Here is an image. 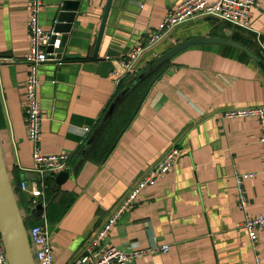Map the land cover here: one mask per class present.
Wrapping results in <instances>:
<instances>
[{"label":"crops","instance_id":"obj_1","mask_svg":"<svg viewBox=\"0 0 264 264\" xmlns=\"http://www.w3.org/2000/svg\"><path fill=\"white\" fill-rule=\"evenodd\" d=\"M58 1L44 0L40 23L48 32L56 24ZM85 1L89 3L80 10L86 15L76 19L62 60L40 69L42 153L74 157L67 170L69 180L58 188L54 177L57 194L49 202L47 198L45 219L56 264H74L84 255L119 201L171 146L181 150V158L143 192L102 247L145 253L128 264H264V230L253 247L243 227L245 213L238 207L236 184L237 174L255 175L243 186L247 214L252 219L264 215L260 124L256 119L222 116L232 109L264 106V71L232 47L192 46L160 69L127 130L119 137L110 126L111 136L101 134L85 154L117 94L112 73L120 69L118 61L155 34L166 16L186 0H113L97 56L109 0ZM29 16L30 0H0V149L16 187L35 182L27 179L33 168L25 114ZM252 28L255 33L210 17L191 20L147 50L133 77L193 39H229L257 57L264 55V2L252 11ZM111 145L114 149L100 165ZM80 153L87 160L79 169L75 164ZM18 195L19 206L20 196L27 199L25 209L28 196ZM43 218L31 215V224L42 225ZM164 246L169 247L167 253L155 251Z\"/></svg>","mask_w":264,"mask_h":264},{"label":"built area","instance_id":"obj_2","mask_svg":"<svg viewBox=\"0 0 264 264\" xmlns=\"http://www.w3.org/2000/svg\"><path fill=\"white\" fill-rule=\"evenodd\" d=\"M264 0H186L175 10L169 13L164 19L161 27L155 34L147 37L144 43L134 46L130 53L118 61L119 70H114L112 76L116 79L117 85L127 77L135 76L137 66L144 53L158 45L167 35L172 33L180 25L196 18L210 17L223 23H227L241 31L255 33L252 28V11L259 9ZM44 8V0H30L29 16V43L30 50L26 56V63L29 66V75L25 84L26 98V127L28 140L33 145V168L30 173L37 175L40 181L21 182L15 192L25 193L28 196V209L30 213L23 212L24 216H31L39 205L47 207L48 184L46 179L56 177L68 170L73 158L70 154L46 156L42 153L40 146L43 124V108L40 99L42 81L40 69L48 62H60L52 58L48 53L51 46L53 31H46L40 23V15ZM60 41L54 45L58 48ZM110 59V58H107ZM224 119H256L261 128L260 144L264 148V106L239 108L225 111ZM89 132V130H87ZM181 150L177 146H171L157 162L131 190L119 201L112 214L97 231L84 255L74 264H128L133 258L139 257L144 252L124 253L109 248L104 249L103 242L109 236L121 217L138 205L143 192L154 187L167 173H169L176 162L181 158ZM254 174H237L236 184L238 187V207L245 213L244 229L247 232L251 245L254 247L259 240L258 232L264 230V215L250 218L247 214L248 200L244 194V183L252 179ZM17 194V193H16ZM18 198V197H17ZM45 212L41 213L42 225H36L29 230V238L35 249V257L38 264H56L54 251L51 245V234L46 223ZM35 217V216H34ZM156 252L167 253L168 246L156 249ZM259 263V261H258ZM0 264H9L6 251L0 236Z\"/></svg>","mask_w":264,"mask_h":264},{"label":"water","instance_id":"obj_3","mask_svg":"<svg viewBox=\"0 0 264 264\" xmlns=\"http://www.w3.org/2000/svg\"><path fill=\"white\" fill-rule=\"evenodd\" d=\"M112 1L109 0L106 12L103 18V23L100 29L99 37L96 44L95 56L101 46L102 38L105 33V28L109 20ZM84 0H59L54 7V13L56 14V24L53 28V35L51 37V46L48 48V53L52 58L61 61L65 47L67 45V37L73 32L74 24L78 17L86 15L84 11H81V6H85L89 1ZM75 31V30H74ZM62 38V39H61ZM57 41H60V46L55 48L54 45ZM201 44H217L222 46L232 47L239 51L244 52L248 57L255 61L259 67L264 71V63L255 54L248 50L243 45L236 43L229 39L218 38H204L193 39L181 43L176 46L160 58L156 59L149 65L140 75H138L130 84L129 88L123 91L116 100L110 105L103 119L101 120L98 128L95 131L93 138L87 143V147H91L93 142L99 138L107 124L114 115L117 107L120 105L126 94L131 88L137 86L142 82L149 73L157 71L173 60L178 54L187 50L188 48L201 45ZM70 178L68 171L60 173L56 178L57 187L60 188ZM27 179L29 181H40V178L35 174H28ZM45 208L41 205L35 208L32 216L40 217L41 213L45 212ZM28 216H24L22 210L19 207L17 194L12 184L11 177L6 169L5 162L0 149V236L3 242L6 256L9 264H38V260L35 257V249L31 244L29 238V230L25 224V220Z\"/></svg>","mask_w":264,"mask_h":264},{"label":"trees","instance_id":"obj_4","mask_svg":"<svg viewBox=\"0 0 264 264\" xmlns=\"http://www.w3.org/2000/svg\"><path fill=\"white\" fill-rule=\"evenodd\" d=\"M258 58L260 60H262L263 63H264V55L258 54ZM161 71L162 70L159 69L157 71H153V72L149 73L148 76L142 82H140L134 88L130 89V91L126 94V96L124 97V99L122 100L120 105L117 107V110L115 111V113L112 116L111 120L107 124L106 128L102 132V135H103L104 138H107V137L111 136V133H110L111 130L109 129L110 126L114 130H116L115 134H118L119 137L127 130V128L132 124L134 118L138 114V112H139V110H140V108L142 106L143 101L146 99V97L148 96L149 92L151 91V88H152L151 86L155 83V80L159 77V73ZM133 79H135V77L129 76L126 79H124V80H122L120 82V84L117 87V94L114 97L112 103L116 100V98L123 91H125L127 88H129V86H130L131 82L133 81ZM85 149L86 148L84 147V150ZM90 149L91 148L89 147V149L86 150L85 154ZM113 149H114V145H111L109 147V149H107V153L105 155V158L102 159V160H99L100 165L103 164L107 160V158L109 157V155L111 154ZM76 159H77L76 160L77 163L75 165L78 166V168L80 169L85 164V162L87 160V157L86 156L84 157V154L80 153V154H78L76 156ZM71 162L69 164V167L71 165ZM74 173H75V170H74ZM54 181H55L54 177H49V178L46 179V183L48 184V190H47L48 202H49L51 196H54V195L57 194V193L53 192ZM16 193H17V195L20 194L18 190H16ZM18 197H19V195H18ZM21 201H22V203H21ZM25 201H27V199L25 197H23V196L21 198V196H20V204H21V206H19L20 209L24 208L22 206V204ZM22 210L25 211L28 214L30 213V210L28 209V207H26L25 209H22ZM31 223L32 222H31V216H30V217H28L25 220V224H26L28 230H30L32 227L36 226V225H32ZM37 225H40V224H37Z\"/></svg>","mask_w":264,"mask_h":264}]
</instances>
